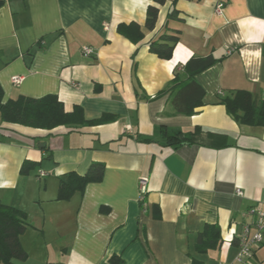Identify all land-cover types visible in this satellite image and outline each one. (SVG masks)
<instances>
[{
  "label": "crops",
  "instance_id": "1",
  "mask_svg": "<svg viewBox=\"0 0 264 264\" xmlns=\"http://www.w3.org/2000/svg\"><path fill=\"white\" fill-rule=\"evenodd\" d=\"M173 0L159 6L156 27L145 28L154 0H11L0 9V85L3 103L20 96L56 95L67 112L88 121L104 114L117 121L51 131L2 122L0 201L27 213L20 237L26 260L15 264H232L237 238L251 207L264 211V126L234 120L220 99L250 92L264 102V0ZM139 24V43L118 33ZM177 34L170 60L149 43ZM92 55L85 56L84 49ZM213 55L215 65L196 75L204 89L192 116L178 115L174 80L188 78L185 64ZM13 78H19L18 83ZM201 128L196 144L168 146L162 130ZM152 138L142 143L134 137ZM38 165L21 175L22 164ZM105 166L103 180L69 201H58L61 178ZM147 178L142 206L140 179ZM242 192L238 196L237 192ZM157 213L154 214V210ZM218 225L221 243L197 249L205 226ZM0 264H3L0 260ZM249 264H264V243Z\"/></svg>",
  "mask_w": 264,
  "mask_h": 264
},
{
  "label": "trees",
  "instance_id": "2",
  "mask_svg": "<svg viewBox=\"0 0 264 264\" xmlns=\"http://www.w3.org/2000/svg\"><path fill=\"white\" fill-rule=\"evenodd\" d=\"M11 0H0V9ZM168 0H154L156 5L147 10L145 28L152 31L155 29L159 6L165 5ZM179 0H173V8L168 18L179 19L180 12L176 10L175 4ZM118 33L132 43H139L145 37L143 28L137 23L120 24ZM179 42L177 34H166L160 42L149 43L150 52L162 60H170ZM220 59L213 55L205 57H194L184 66L188 78L181 81L176 74L171 85L161 92L160 96L167 93L172 94L171 104L178 115L192 116L196 109L202 106L204 89L197 83L196 75L206 71L215 65ZM4 92L0 85V114L2 122L18 124L34 129L51 131L58 127L77 129L81 127H93L109 124L117 121L118 117L112 114H104L101 118L88 121L85 119L84 110L80 106H74L73 110L67 112L64 104L56 95H47L40 99H32L20 96L3 103ZM220 103L226 107L228 114L237 122L250 126H264V102H260L250 92L235 91L220 99ZM168 146L178 147L184 144H196L201 128L191 132L162 130ZM142 143H152V138L138 135L134 137ZM39 164L26 160L21 167V175H29ZM105 166L101 163H92L85 175L76 172L66 174L61 178L57 200L69 201L76 193H83L86 186L91 183H99L103 180ZM145 201L142 202V206ZM157 209L154 210V214ZM27 213L15 207L3 204L0 201V260L3 264H15V260H26L27 254L20 243V237L29 228ZM221 230L218 225L205 226L199 234L197 249L206 253L211 249H217L221 243ZM111 264H125L118 256L111 259ZM193 264H202L194 262Z\"/></svg>",
  "mask_w": 264,
  "mask_h": 264
},
{
  "label": "built area",
  "instance_id": "3",
  "mask_svg": "<svg viewBox=\"0 0 264 264\" xmlns=\"http://www.w3.org/2000/svg\"><path fill=\"white\" fill-rule=\"evenodd\" d=\"M226 0H218L215 6V12L221 13L225 8ZM93 50L91 48L84 49V55H92ZM19 78H13L14 83H18ZM140 200L145 201L147 194V178L140 179ZM238 196H242V192H237ZM243 217L250 219L251 221L246 222L243 226L240 234L237 238L238 254L235 262L232 264H249L252 259L254 249L261 246L264 243V211L258 207H251L247 212L243 214ZM227 264V263H224Z\"/></svg>",
  "mask_w": 264,
  "mask_h": 264
}]
</instances>
